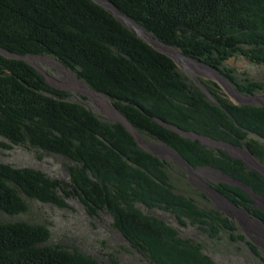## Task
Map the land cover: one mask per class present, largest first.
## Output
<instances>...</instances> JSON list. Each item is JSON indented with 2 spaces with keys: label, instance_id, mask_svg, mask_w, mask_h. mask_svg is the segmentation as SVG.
<instances>
[{
  "label": "trees",
  "instance_id": "obj_1",
  "mask_svg": "<svg viewBox=\"0 0 264 264\" xmlns=\"http://www.w3.org/2000/svg\"><path fill=\"white\" fill-rule=\"evenodd\" d=\"M163 46L216 70L240 94L264 84L241 82L224 67L241 56L264 65V0H105ZM0 49L14 55H49L72 70L139 133L179 154L192 168H212L264 197V178L225 150H213L174 129L247 150L264 164V107L212 101L177 71L174 60L154 49L93 0H0ZM215 96V94L213 93ZM54 89L35 68L0 54V148L30 146L62 156L74 166L68 181L32 168L0 162V212L28 211L26 196L69 208L76 198L92 216L108 213L131 248L152 264H215L199 244L180 238L166 221L138 205L176 216L211 239L237 227L221 212L201 208L176 192L167 161L141 149L122 124L109 125ZM7 142V143H6ZM215 189L264 223L241 188ZM51 233L40 224L0 221V264H98L77 251L47 246Z\"/></svg>",
  "mask_w": 264,
  "mask_h": 264
},
{
  "label": "rangeland",
  "instance_id": "obj_2",
  "mask_svg": "<svg viewBox=\"0 0 264 264\" xmlns=\"http://www.w3.org/2000/svg\"><path fill=\"white\" fill-rule=\"evenodd\" d=\"M93 1L103 3L101 0ZM150 36L152 37V35ZM165 48L170 49L167 52L171 55L177 71L185 81L200 89L201 93L210 100L215 101V97H219L234 105L249 104L250 106L264 107V91H259L253 96L243 94L249 98L246 100L222 74L202 66L197 63L198 61L189 60L184 56H176L177 52L181 54L178 50L171 49V47ZM0 54L8 59L24 61L34 67L52 88L64 90L69 96V101L76 102L93 112L102 122L109 125L122 124L141 149L168 162L172 177L171 183L176 192L195 200L201 208L221 212L237 227L234 234L244 236L247 242L255 244L258 255L249 249L246 242L242 243L238 239L233 240L228 232L222 231L218 238L211 239L208 234L200 231L196 226L189 223L186 226L181 225L175 215L166 213V211L151 210L138 205L140 211L166 221L170 227L178 231L181 239L192 240L195 244H199L202 252L209 256L215 264H264V224L250 213L247 215L241 206H233L234 204L227 200V197L215 192L217 184L225 183L228 186H233V181L212 168L190 167L167 145L139 133L114 107L110 98L96 93L57 59L49 55H14L3 49H0ZM224 67L231 69L237 80L241 82L246 79L264 84V65H256L244 57L237 56L224 62ZM255 98L257 100H251ZM174 130L185 138L198 140L202 145L213 150L227 151L232 158L243 161L247 169L258 171L264 178V164L251 156L247 150L231 147L224 143H215L196 134ZM0 141L5 142L1 137ZM0 162L19 169L32 168L43 172L50 179L62 181L69 180V168L74 166L73 162L62 156L52 155L47 151L33 149L30 146H13L12 150L0 148ZM22 197L29 205L28 211L16 217L0 212V221L44 225L51 233L47 246H59L71 252H80L97 261L98 264H152L142 254L130 247L120 232L113 227V218L106 211L99 212L97 216L92 217L86 207L76 198L67 200L69 208L61 209L55 205H46L31 200L23 195ZM254 203L256 207L264 210L263 199L256 198ZM240 210L245 212L249 219L241 214ZM252 220H255L257 224Z\"/></svg>",
  "mask_w": 264,
  "mask_h": 264
},
{
  "label": "water",
  "instance_id": "obj_3",
  "mask_svg": "<svg viewBox=\"0 0 264 264\" xmlns=\"http://www.w3.org/2000/svg\"><path fill=\"white\" fill-rule=\"evenodd\" d=\"M105 1V0H104ZM99 6H101V7H103V8H105L107 11H109L110 12V14H112V16L113 17H115L117 20H119L121 23H123L124 25H126L128 28H129V30H131L133 33H135L138 37H140V38H142V40H144L145 42H147L148 44H150V46H152L154 49H156V51H158V52H160V53H162V54H165V55H167V56H169V57H171V55L166 51V50H163V49H161V48H159L158 46H156L157 45V43H159V44H161L160 42H158L157 41V39L155 38V37H153V41H151V40H148V39H146V38H144V37H142V35H140V34H138L135 30H133V28H131L130 26H128L127 25V23H125V21L122 19V16L124 17V15H122V13L120 12V11H118L116 8H114L111 4V6L114 8V10L115 11H112V9H110L107 5H105V4H103V3H101V2H98V1H95ZM157 42V43H156ZM161 45H163V44H161ZM165 47H167V46H165ZM182 55V54H181ZM182 56H184V55H182ZM185 57V56H184ZM171 59H172V57H171ZM193 61H195V60H193ZM197 63H199V64H201L202 66H205V67H207V68H209V69H211V70H214V71H216L215 69H213V68H211V67H209V66H206V65H204V64H202L201 62H197ZM240 94V93H239ZM246 100H249V98H247V97H245L243 94H241ZM263 96V95H262ZM245 105V104H244ZM245 106H250L249 104H246ZM177 154V153H176ZM177 156L180 158V159H182L183 160V158L179 155V154H177ZM183 162L184 163H186L184 160H183ZM187 164V163H186ZM188 165V164H187ZM256 172H258V171H256ZM221 173V172H220ZM222 174V173H221ZM258 174H260V173H258ZM224 176H226L228 179H230L231 181H233L234 182V185L233 186H235V187H239V188H241L248 196H250L252 199V205L254 206V207H256V204L254 203V200L257 198H261V199H263L264 200V197L263 196H259V195H257L254 191H253V189L251 188V187H249V186H247V185H245V184H242V182H239V181H235V180H233L232 178H230V177H228L227 175H225V174H223ZM261 175V174H260ZM262 176V175H261ZM216 193H218V194H220L217 190L215 191ZM221 195V194H220ZM233 206H235L236 207V205H233ZM256 209L257 210H260V211H262V212H264V210L263 209H261V208H258V207H256ZM245 210V212H246V214L248 215L249 214V212H248V210L247 209H244ZM251 214V213H250ZM256 218V217H255ZM257 219V218H256ZM259 222H261V223H263V221H261L260 219H257ZM264 224V223H263Z\"/></svg>",
  "mask_w": 264,
  "mask_h": 264
},
{
  "label": "bare ground",
  "instance_id": "obj_4",
  "mask_svg": "<svg viewBox=\"0 0 264 264\" xmlns=\"http://www.w3.org/2000/svg\"><path fill=\"white\" fill-rule=\"evenodd\" d=\"M105 5H107L110 9H112V11H115L114 8L108 4L106 1L104 0H101ZM122 19L125 21V23H127L128 26H130L131 28H133V30H135L138 34L142 35V37L148 39V40H151L153 41V37H151L150 35H148L147 33H145L141 27H139L138 25H136L135 23H133L132 21L128 20L126 17H123L122 16ZM157 43V42H156ZM159 48L163 49V50H166V51H169L168 49H166L164 46H162L161 44L157 43V45ZM176 56L178 57H181L182 55L180 53H175ZM253 101L257 100L256 98L255 99H251ZM241 211V210H240ZM241 214H243L246 218L249 219V217L245 214V212H242L241 211ZM254 223L257 224V222L255 220H252Z\"/></svg>",
  "mask_w": 264,
  "mask_h": 264
},
{
  "label": "flooded vegetation",
  "instance_id": "obj_5",
  "mask_svg": "<svg viewBox=\"0 0 264 264\" xmlns=\"http://www.w3.org/2000/svg\"><path fill=\"white\" fill-rule=\"evenodd\" d=\"M251 203H253L252 201H251ZM251 206H253V205H251ZM254 207V206H253ZM256 208V207H255ZM255 217V216H254Z\"/></svg>",
  "mask_w": 264,
  "mask_h": 264
}]
</instances>
